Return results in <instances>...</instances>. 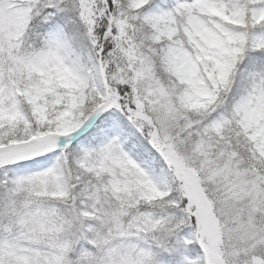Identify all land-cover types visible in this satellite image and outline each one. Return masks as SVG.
Here are the masks:
<instances>
[{
	"label": "snow or ice",
	"instance_id": "1",
	"mask_svg": "<svg viewBox=\"0 0 264 264\" xmlns=\"http://www.w3.org/2000/svg\"><path fill=\"white\" fill-rule=\"evenodd\" d=\"M0 264H264V0H0Z\"/></svg>",
	"mask_w": 264,
	"mask_h": 264
}]
</instances>
